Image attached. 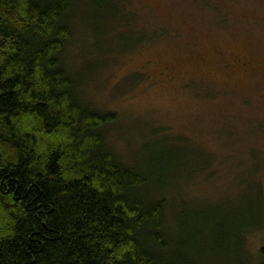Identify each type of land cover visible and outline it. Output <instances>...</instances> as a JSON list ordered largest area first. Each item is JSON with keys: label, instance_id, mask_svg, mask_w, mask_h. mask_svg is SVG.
I'll return each instance as SVG.
<instances>
[{"label": "rangeland", "instance_id": "rangeland-1", "mask_svg": "<svg viewBox=\"0 0 264 264\" xmlns=\"http://www.w3.org/2000/svg\"><path fill=\"white\" fill-rule=\"evenodd\" d=\"M70 19L64 65L85 103L117 114L109 141L121 160L138 168L148 147L177 170L162 193L165 237L178 234L176 220L204 257L196 264L254 263L264 245V0H80ZM180 162L192 175L181 184Z\"/></svg>", "mask_w": 264, "mask_h": 264}, {"label": "trees", "instance_id": "trees-1", "mask_svg": "<svg viewBox=\"0 0 264 264\" xmlns=\"http://www.w3.org/2000/svg\"><path fill=\"white\" fill-rule=\"evenodd\" d=\"M79 2L0 0V264H196L180 222L164 233L176 168L148 147L144 165L124 163L109 141L117 114L85 103L64 65Z\"/></svg>", "mask_w": 264, "mask_h": 264}]
</instances>
